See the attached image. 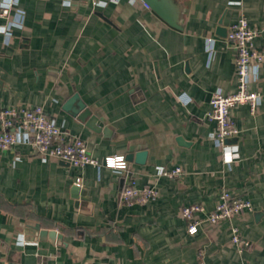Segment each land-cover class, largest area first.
I'll use <instances>...</instances> for the list:
<instances>
[{"label": "crops", "instance_id": "0c3cea01", "mask_svg": "<svg viewBox=\"0 0 264 264\" xmlns=\"http://www.w3.org/2000/svg\"><path fill=\"white\" fill-rule=\"evenodd\" d=\"M97 1L17 0L24 25L10 40L0 34V107L43 105L96 158L145 149L147 160H129L126 177L45 159L30 144L0 149V264H264V64L251 83L263 95L257 111L231 108L242 129L228 140L238 152L232 161L208 117L216 90L238 89L231 25L246 16L264 49V0H167L182 28L144 0ZM74 94L103 131L65 108ZM160 166L184 173L159 176ZM129 178L156 185L158 196L124 203ZM223 189L252 209L190 234L182 207L213 209ZM36 223L62 237L41 239ZM233 225L249 247L232 241Z\"/></svg>", "mask_w": 264, "mask_h": 264}, {"label": "built area", "instance_id": "2783aa9c", "mask_svg": "<svg viewBox=\"0 0 264 264\" xmlns=\"http://www.w3.org/2000/svg\"><path fill=\"white\" fill-rule=\"evenodd\" d=\"M93 3L99 2L93 0ZM24 21L25 11L18 6L17 0H0L1 35L10 40L13 36V27H22ZM258 35L259 29L253 27L246 16H241L231 25L227 39L236 51L238 89L229 94L218 89L210 101L208 117L216 122L214 140L224 153L229 154L225 159L227 162L238 155L228 140L242 133V129L231 117V108L236 104L247 103L251 110L256 112L263 99L261 92L251 88V83L257 80L259 70L264 64V49L256 45ZM18 144H30L45 159L55 157L79 167L106 166L128 177L130 162L125 153L110 154L103 160L96 158L91 154L87 140L64 130L57 119L49 115L40 104L0 107V149H8ZM183 173L184 169L181 166L172 169L160 166L157 169L159 176L170 178ZM158 194L159 189L156 185L139 186L137 181L129 178L122 188L120 197L124 203L134 204L146 203L155 199ZM252 206L251 200L235 195L229 189H223L215 208L208 209L205 204L194 202L184 205L181 214L187 220L188 232L195 234L205 225L232 219L246 210H251ZM232 241L241 249L251 244L241 236L236 225L232 226Z\"/></svg>", "mask_w": 264, "mask_h": 264}, {"label": "water", "instance_id": "95a60500", "mask_svg": "<svg viewBox=\"0 0 264 264\" xmlns=\"http://www.w3.org/2000/svg\"><path fill=\"white\" fill-rule=\"evenodd\" d=\"M144 1L147 4H149V6L152 7L169 24L177 28H182L178 20L175 18L174 13L170 11V6L169 3H167V0H144ZM217 29H218L217 31L220 34L225 35V27L220 25ZM77 98L78 95L74 94L66 102L65 108L71 109V111L74 112L80 120L86 122L87 125L91 127L94 131L98 133L103 131L105 129V122L97 115H94L85 102L78 100ZM75 102H77V105H74ZM147 155H148V151L145 149H141L136 153H129L127 158L128 160L135 159L139 163H145L147 160ZM73 191H74L73 196L77 199L76 204H78L80 198V185L76 184L73 188ZM33 227L39 232V237L41 239L47 238L51 241H55L57 238L62 237V234L58 233L56 229L42 228L40 223H36Z\"/></svg>", "mask_w": 264, "mask_h": 264}]
</instances>
